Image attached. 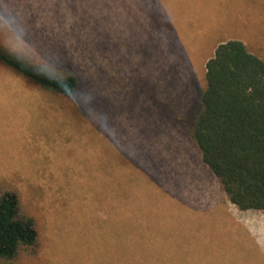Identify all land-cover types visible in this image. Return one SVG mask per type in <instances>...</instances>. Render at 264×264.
Returning <instances> with one entry per match:
<instances>
[{"label": "rangeland", "instance_id": "374dc122", "mask_svg": "<svg viewBox=\"0 0 264 264\" xmlns=\"http://www.w3.org/2000/svg\"><path fill=\"white\" fill-rule=\"evenodd\" d=\"M228 39L264 60V0H0V44L81 82L59 99L0 65V192L39 232L17 264H264L187 128Z\"/></svg>", "mask_w": 264, "mask_h": 264}, {"label": "trees", "instance_id": "16d2710c", "mask_svg": "<svg viewBox=\"0 0 264 264\" xmlns=\"http://www.w3.org/2000/svg\"><path fill=\"white\" fill-rule=\"evenodd\" d=\"M0 65L59 99L75 96L81 86L72 70L39 63L1 44ZM203 79L188 133L229 202L241 210L264 209V60L241 40H224L205 61ZM38 245L34 214L15 190L1 191L0 264H17L19 256L33 255Z\"/></svg>", "mask_w": 264, "mask_h": 264}, {"label": "crops", "instance_id": "0c3cea01", "mask_svg": "<svg viewBox=\"0 0 264 264\" xmlns=\"http://www.w3.org/2000/svg\"><path fill=\"white\" fill-rule=\"evenodd\" d=\"M217 215L220 220L230 223L229 232L233 231L234 226H243L244 233L249 234L251 240H257L252 246L254 253L264 256V209L241 210L229 202L224 203V208Z\"/></svg>", "mask_w": 264, "mask_h": 264}]
</instances>
